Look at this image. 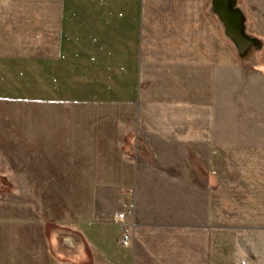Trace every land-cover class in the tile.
<instances>
[{
    "label": "crops",
    "instance_id": "crops-1",
    "mask_svg": "<svg viewBox=\"0 0 264 264\" xmlns=\"http://www.w3.org/2000/svg\"><path fill=\"white\" fill-rule=\"evenodd\" d=\"M197 2L0 0V193L77 195L60 219L0 201V264H264L228 45L198 57Z\"/></svg>",
    "mask_w": 264,
    "mask_h": 264
},
{
    "label": "rangeland",
    "instance_id": "rangeland-1",
    "mask_svg": "<svg viewBox=\"0 0 264 264\" xmlns=\"http://www.w3.org/2000/svg\"><path fill=\"white\" fill-rule=\"evenodd\" d=\"M233 11L241 17L242 32L238 39L231 35V30L224 24L221 15L216 12L214 0H198L197 2V34L198 43L206 42L207 50H198V57L206 53L216 61L220 57V49L216 44L228 45V112L230 136L243 138L244 145L230 146L231 156L245 159L246 172L255 173L259 177L250 178V187L257 182L260 185V201L264 203V0H229ZM238 43V44H237ZM217 67L210 68L208 75L214 77ZM209 80V78H208ZM213 80V79H212ZM214 81V80H213ZM214 84V82H213ZM253 143V144H252ZM239 163L242 164L241 161ZM248 170V171H247ZM248 179V178H247ZM254 181V183L252 182ZM249 184V183H248ZM77 195H24L0 193V201L13 204L36 202L38 211L44 216L46 205H53V218L61 215L72 218L75 215ZM63 202L64 204H62ZM63 210L62 208H66ZM263 207V206H262ZM61 208V209H60ZM68 211V212H67ZM5 212L11 214L12 209ZM29 214V210H25ZM264 221V208L261 210ZM9 216V215H8ZM55 234L59 225L53 222Z\"/></svg>",
    "mask_w": 264,
    "mask_h": 264
},
{
    "label": "water",
    "instance_id": "water-1",
    "mask_svg": "<svg viewBox=\"0 0 264 264\" xmlns=\"http://www.w3.org/2000/svg\"><path fill=\"white\" fill-rule=\"evenodd\" d=\"M215 9L227 22L231 35L238 39L242 32L241 17L238 11H233L229 6V0H214Z\"/></svg>",
    "mask_w": 264,
    "mask_h": 264
},
{
    "label": "built area",
    "instance_id": "built-area-1",
    "mask_svg": "<svg viewBox=\"0 0 264 264\" xmlns=\"http://www.w3.org/2000/svg\"><path fill=\"white\" fill-rule=\"evenodd\" d=\"M127 216L128 214L124 211H116L113 216L114 221L117 222L122 229L120 243L125 246L130 245L132 242V231L127 222Z\"/></svg>",
    "mask_w": 264,
    "mask_h": 264
}]
</instances>
